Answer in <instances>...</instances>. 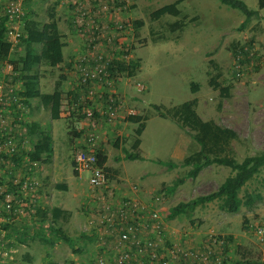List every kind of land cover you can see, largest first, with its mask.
Masks as SVG:
<instances>
[{
  "label": "rangeland",
  "instance_id": "obj_1",
  "mask_svg": "<svg viewBox=\"0 0 264 264\" xmlns=\"http://www.w3.org/2000/svg\"><path fill=\"white\" fill-rule=\"evenodd\" d=\"M103 1L22 0L24 16L19 21L6 19V28L23 32L26 18L31 17L41 25L48 21L49 11L55 10L59 29L64 34L62 37L67 38L68 34H73L76 41L80 44L82 42L84 46L79 50L78 60L91 56L95 61L94 67L105 66L106 77L109 80L107 83L104 80L101 82L114 83L116 90L114 94L121 99L122 91L125 89V98H129L125 104L128 105L129 110L133 112L140 110L141 114H148L146 127L140 136L138 152L142 155L141 158L118 159L122 153H126V150L130 151L133 128L137 126L136 123L129 122V128L123 130V136L115 137L107 134L103 137L109 155L108 163L119 169L115 173H109V180H127L133 185L132 187L142 189L141 192L144 193L142 198L145 201L155 193H163L159 209H161V216L167 222V237H175L181 232H186L192 243H199L208 233L223 235L227 239L228 257L232 264H264V167L239 191L241 197L245 193H250L254 197L250 205L242 204L238 211L229 212L219 206V200H213L188 209L175 217H167L171 206L215 190L232 171L228 166L212 164L202 168L194 178L186 176L190 166H182L180 163L184 156L199 147L198 143L187 129L170 118H161L154 109V105L162 104L171 107L195 98V109L203 119H213L219 124L233 128L238 133L239 139L232 141L234 157L237 161H241L247 155L264 151V7H259V0H243L250 9H257L260 17H253L245 27L238 29L244 15L237 8L228 6L220 0H181L178 7L186 14L187 20L193 19L187 21L179 38L175 39V33L170 34L165 30V23L175 20V17L164 15L159 20H151L149 17L150 12L155 8L175 0H117L115 5L113 0H109L115 9L108 14L103 12L101 7ZM5 3L6 0H0V16L5 14ZM83 5L92 6L91 16L95 18L93 20L95 24L91 22L89 25V17L87 21L86 19L83 21V16L80 15L84 9ZM119 6H122L121 10ZM113 12L115 16L110 15ZM72 14L77 16V19L82 18L81 23L76 18L72 20ZM107 17L111 18V25L104 23L108 22ZM134 20H142L143 25L135 27ZM119 24L122 25L121 29L117 28ZM87 27L95 31L94 37L97 36L96 39H92L93 45L86 43L84 33ZM160 35L167 36L168 40L160 39L155 43L152 42V37L156 38ZM6 36L12 43L10 56L15 57L22 52L21 48L16 45L17 39H13L7 33ZM233 43H237L234 50L231 48ZM240 48L254 55H250V62L237 75L233 71L232 52ZM126 54L127 61L124 62L139 63L136 73L132 76L119 72L112 74L110 69L108 70L111 61L118 60ZM78 62L82 65L91 64V62ZM5 64L0 70V86L8 97L4 109V125L9 126L13 123L15 128L19 129L20 126H24L26 120L29 121L30 110L28 107L24 108L26 105L20 94L22 86L17 77L19 74L14 69V73L10 72ZM11 65L13 67V63ZM35 72L42 75L40 79L42 90L50 86L53 89L61 74L59 65L55 67L40 65L36 67ZM210 78H215L219 84L228 87L229 95L222 97L220 89H215L209 84ZM137 82L144 85L140 92H137ZM193 82L199 85L195 92L191 90ZM109 87L112 88L111 85ZM10 88H13L11 92ZM104 94L108 95L111 92L104 91ZM32 100L39 99L34 97ZM2 106L4 105L0 103V107ZM72 108L73 106H69L62 100L61 118L51 120L46 112H40L37 117L45 122L48 120L44 124L45 127L49 129L52 125L56 127V134L53 130L52 146L56 155L54 163L58 167V177L77 184L76 187L72 185V191L66 192L67 200L77 206L82 213L79 214L80 225L77 226L76 232L66 233L74 241V246L71 247L75 248L80 242L87 243L86 235H90L92 237L90 243L96 248L94 251L96 258L102 248L97 241L96 224L92 220L102 208V200L98 199L101 193L90 187L88 171L77 174L73 170L68 146L73 156L75 150L80 147L74 145V140L78 136L75 132L80 134V131L75 127L79 115ZM71 110H73L72 113ZM91 117L94 120L98 119L102 128L107 126L109 129L110 123L113 122L100 113L99 118ZM116 140L117 146L114 145ZM106 149L102 150L107 152ZM58 160L61 162L59 166ZM168 163L177 165L169 168ZM21 170L24 172L25 168L21 167ZM118 174L121 178H117ZM5 178H7L6 175ZM178 178H184V181L179 182L171 190V185ZM4 183L9 184V180H4ZM109 186L114 193L111 202L120 199L115 187L110 183ZM8 188H11L10 184ZM88 195L95 201L92 202L91 208L85 209L84 201ZM20 215L27 217L12 218L13 221L6 220L7 223L0 222V224L5 227L14 223L18 224H16L17 227L27 224L31 231L32 227L38 226L39 220L37 216L32 215V212L24 210ZM84 224L88 227L84 228ZM257 227L262 228V235L256 232ZM37 232H41L53 244H57L61 251L60 256H64L62 252H65L67 246L70 247L59 236H52L48 231H41L38 228L32 234L27 232V235L32 236V240L39 244L35 248L38 257L45 252L42 245L48 248L53 244L45 243ZM27 235L25 237H28ZM22 236V233H11L9 234L11 240L8 241L0 237L1 264H17L18 259L13 256L11 244L12 239Z\"/></svg>",
  "mask_w": 264,
  "mask_h": 264
},
{
  "label": "trees",
  "instance_id": "obj_2",
  "mask_svg": "<svg viewBox=\"0 0 264 264\" xmlns=\"http://www.w3.org/2000/svg\"><path fill=\"white\" fill-rule=\"evenodd\" d=\"M220 1L228 6L237 8L244 15L238 29L245 27L253 17H260L259 11L257 9H250L243 0ZM180 2L181 0H175L163 4L152 10L149 14L151 20H159L164 15L175 17V20L165 23V30L170 34L175 33V39L179 38L187 21L193 19L190 18L187 20L186 14L178 7ZM259 7H264V0H259ZM54 11H49L48 21L41 25L31 17L28 19L26 18L23 25V32L18 36L16 44L21 48L22 52L17 54V56H15L16 58L10 56L12 43L7 40L6 36L8 30L6 28L7 17L5 14L0 16V69L7 61L13 63L14 71L19 74L17 77L21 82L22 90L20 94L23 98L24 105L29 104L31 98L37 97L43 107L49 110L50 118L58 119L60 118V108L63 99L62 92L58 88L59 80L56 81L52 92H41L38 87V76L35 72L37 66L45 65L55 67L63 61V35L59 29ZM25 17H27V14H25ZM141 25H143L142 20H134L135 27H140ZM152 38V42L154 43L160 39L168 40V37L164 35ZM236 44L237 43L232 44L231 48L233 50L236 47ZM232 53L234 55L237 54L236 51H233ZM237 60L243 65L246 61H249V58H247L246 53L243 52L241 55L237 56ZM138 66L139 63L137 61L126 63L124 61L113 60L109 69L112 74L119 72L132 76L136 73ZM209 84L215 89L219 88L222 97L229 95V88L219 84L215 78H210ZM198 88V83L193 82L191 84V90L193 92L197 91ZM195 106V98L171 107H166L162 104L154 105L155 112L159 116L170 118L181 127L187 129L192 138L198 143L199 147L190 154L184 156L180 163L182 166H190L186 176L194 178L199 174L202 168L212 164L228 166L232 173L229 174L215 190L197 196L186 202L180 201L174 206H171L167 212V217L169 218L175 217L184 213L188 209H193L198 205H203L213 200H219V206L223 210L229 212L238 211L242 204L250 205L253 202L254 197L250 193H245L244 196L241 197L239 196V191L264 167V151L257 154L247 155L241 161H237L234 157L232 141L239 139L238 133L233 128L219 124L213 119H203L197 113ZM127 119L130 122L137 123V126L132 134L129 148L130 151L126 150L124 158H140L138 152L141 142L140 136L145 127V122L148 119V114H129ZM25 128L26 134L29 137L28 140L31 142V148L27 150L21 148L19 153L15 154L14 160H17V162L15 160L16 165L20 164L24 157L29 161L49 163L53 154L52 137L49 128L42 127L35 121L26 123ZM16 137L18 138V136ZM18 141L20 143L21 138H18ZM114 145H118L117 140L114 142ZM96 150L98 163L103 165L106 170H110L109 167L105 166V152L102 149ZM3 156L6 157L5 155ZM176 165V163L167 164L169 168H173ZM11 174H14V172H10L9 170L8 172L2 173L0 176V185L6 180L5 175L10 176ZM183 181L184 178L176 179L170 189L173 190L179 182ZM31 205H35V202H31ZM33 208L35 211L32 215L34 214L37 216L39 223H48V227L46 228L41 226V231H48L52 236H59L70 246H74L72 238L62 230L59 224H57V220L60 217L63 219L65 218V210L59 207H53L50 210V216L48 217L47 209L45 210L36 206ZM25 209H28V207ZM37 234L38 236L45 238L41 232H37ZM48 243L53 244L52 242Z\"/></svg>",
  "mask_w": 264,
  "mask_h": 264
},
{
  "label": "built area",
  "instance_id": "obj_3",
  "mask_svg": "<svg viewBox=\"0 0 264 264\" xmlns=\"http://www.w3.org/2000/svg\"><path fill=\"white\" fill-rule=\"evenodd\" d=\"M113 1V5H115L117 0ZM113 5L109 0H104L101 3L103 12L108 14V12L114 10ZM121 7L119 6V9ZM4 8L7 20L19 21L24 15L22 0H6ZM114 14L115 12L110 13V15ZM80 15L83 16V13ZM89 18V25H91V22L95 24L93 21L95 18L91 15ZM81 20L82 18L79 17V23H81ZM110 22L111 20L104 23L111 25ZM117 28L121 29L122 25L119 24ZM94 32V30L87 27L84 33L86 43L89 45H93L92 39L97 37L93 36ZM20 33L19 30H7V34L13 39H17ZM235 51L237 54H233V71L238 75L245 65L250 62V55L253 56L254 53L245 52L241 48ZM243 52L246 53L249 61L242 65L238 62L237 56ZM118 60L127 61V54L122 55ZM80 61L84 63L91 62V64L82 66L78 76V81L83 87L82 92L87 96L89 102L91 101L89 98L94 95L102 100V115L107 120L111 121L117 118L122 106L121 98L114 93L104 97L101 92L94 90L96 84L102 83L101 80H104V82L109 80L106 77L107 70H105V66L94 67L95 61L91 56L90 58L82 57ZM5 67L14 73L11 63H6ZM143 87L144 85L141 82L136 83L138 91L143 90ZM12 90L13 88L9 89L10 92ZM6 96L0 86V103L4 105L0 107V176L8 170L10 172L15 171V154H18L20 149L26 147L29 143L25 136V126H20L18 129L20 133H18L14 131V129H17L15 124L4 125V109L7 105L6 99H8ZM81 111L86 116L93 115L90 108L83 109L81 107ZM16 136L21 138L20 143ZM93 139L94 135L90 134L86 145L75 150L72 167L78 174L88 171L90 187L92 190L99 191L103 196L102 208L98 211L96 218L92 220L96 224L97 241L102 248L96 256L94 264H232L228 257L227 239L223 235L208 233L199 243H192L186 232H181L175 237L166 236L167 222L161 216V209H159L163 193L158 192L147 201L143 200L137 193V196L124 197L111 202L114 193L109 188V172L103 165L98 163L97 150L92 144ZM6 179L9 180V184L13 188L6 199L7 209L9 211L14 210L17 214L23 213L24 210L34 213V205H31V202H34L33 194L37 190L38 182L34 179L22 177L18 172L10 176L7 175ZM1 189L0 185V198L5 194ZM134 190L137 191V188L134 187ZM26 207L28 209H25ZM256 232L262 235V228L257 227Z\"/></svg>",
  "mask_w": 264,
  "mask_h": 264
},
{
  "label": "crops",
  "instance_id": "obj_4",
  "mask_svg": "<svg viewBox=\"0 0 264 264\" xmlns=\"http://www.w3.org/2000/svg\"><path fill=\"white\" fill-rule=\"evenodd\" d=\"M83 8L84 9L81 12L83 13V21L84 19H86L85 21H87L88 17L92 13L91 11L92 6L83 5ZM126 16H127V13H126ZM76 17L77 16H73L72 14L71 19L74 20ZM76 20H79V17L78 19L76 18ZM110 20L111 18L107 17V21L109 22ZM62 35L64 36V34ZM62 38H64L62 39V41L64 42V46L62 48L63 61L62 63L59 64L61 74L59 75L60 79H59L58 88L62 92V98H63L62 100L65 101L69 106H73L72 109L76 110L77 115H79L77 117L78 120H76L75 122V127L77 128L78 131H80V134L78 132H75L76 134H78V136L74 140V145H76L77 147L85 146L88 136L90 134H93L94 135V139L92 142L93 146L96 149H103V148L106 149L105 142H103L105 139L103 137H105L107 134L114 135L115 137L123 136V130L125 128H129L128 123L130 121H128L127 116L129 114H134V113L141 114L142 112L140 110H138V112H133L129 110L128 105L125 104L126 100H129V98L128 97L125 98V94H124L125 89H124L122 91L123 94H121L123 97L121 99L122 106L119 110V115L117 116V118L111 120L113 122L110 123L111 125L109 126L110 127L109 129L107 126H103L105 128L100 127L102 125L100 121H98V119L94 120L92 119V117L90 118V116H86L84 113H82L81 107L83 109L90 108L93 112L92 116H96L97 118H99L98 117L99 113L102 115V110H103L102 103L103 102L102 100L98 99L96 95L89 98L91 99V101L89 102L88 98H86L87 96H85L84 93L82 92L83 87L80 85L78 81V76L80 74V70L82 69L80 67L84 66L78 62L80 61L78 60V57L80 56L79 50H81L84 47L82 46V42L81 44L77 42L73 34H68L67 38L66 37H62ZM65 40L67 41L66 45H65ZM2 68L3 66L1 67V69ZM36 74L38 76L39 90L41 92H46V93L52 92L54 90V87L52 89L51 86L46 90H42V85H41V80H40L42 79L41 78L42 75L38 74L37 72ZM109 85H111L112 88H110ZM94 90L96 92H101V94H103L104 97H107V94H104V91L106 92L109 91L111 93H114V91H116L114 87V83L96 84L94 87ZM137 92H140V91L137 90ZM27 107L30 110V118H29V121L26 120L25 124L31 121H35L39 123L40 126L45 127L44 124L48 120L45 122L44 120L39 119L37 115L40 112H43V113L46 112L49 114V118H50L49 110L43 107L40 100L34 101L32 100V98L29 100V104H26V106H24V108H27ZM73 110H71V113L73 112ZM125 113H127L128 115ZM60 118H61V111H60ZM161 118L165 119L164 117H161ZM51 120H55V119H51ZM101 120H103V118ZM145 127H146V122H145ZM49 130L51 133L52 145H53V141H54L53 130H54V134H56L55 125H52V127ZM14 131L20 133L18 129H14ZM25 136L29 138L27 134H25ZM30 148H31V142H29L28 145L24 147L23 149L27 150ZM121 149H122V146H121ZM68 152H69L70 161L72 163V156L70 154L69 146H68ZM105 154H106L105 166L110 168L108 172L110 171L109 172L110 174L112 172L113 173L117 172V170L119 169L114 167L112 164L108 163V158H109L108 151L105 152ZM123 157H124V153H122V155L120 156V158L118 157V159L120 160ZM141 157L142 155L140 154V158ZM55 159H56V155L54 152V148H53V154L51 157V161L49 163L29 161L26 157H24L20 164L17 163L18 165L16 166L14 173L18 172L22 177H27V178L36 180L38 182V186H37V190L33 194L34 202H35L34 206L41 207L45 210L47 209L48 217L50 216V210L53 207H59L65 210L66 211V213L64 214L65 218L63 219L62 217H60L57 220V224L60 225V227L65 233H68V232L75 233L77 230V226L80 225L79 220H78L79 214L81 215L82 213L80 212L79 209H77V206L73 205L72 202L67 200L68 196L66 192L72 191L73 190L72 185L76 187L77 184H74L72 182L70 183L69 181H64V179L61 180L58 177L59 173H58V167L54 163ZM59 162L60 161L58 160L57 161L58 166L61 164V162L60 163ZM21 167L25 168L24 172L21 170ZM57 178H59V180H57ZM117 178H121L119 174L117 175ZM109 183L111 186L115 187L116 193L119 195L120 198L129 197V196L134 197V196H137V193L141 197H143L144 193L141 192L142 189L138 190L137 188V191H135L134 187H132L133 185L129 183L127 180H109ZM8 185L9 184H5V183H2L1 185L2 191L7 190L5 191L4 196L3 195L1 196V202H0V222L2 223L5 222L6 220L10 221L12 218L17 219L19 217H24V218L27 217L26 215L24 216V215L15 213L14 210L9 211L7 209L6 199H7V196H9L12 192V188H8ZM93 199L94 198L90 197L89 195L85 198V201H84V203H86V205L84 206L85 209L92 207V202L95 201V199L94 200ZM98 199L103 201V196L102 195L100 197L98 196ZM16 224L17 223H14L9 227H5V225L0 224V237L2 236L1 239H4V241H8V240H11L9 237V234L15 233V232L22 233L23 236L21 238H16L17 237L16 236L15 240L12 239L13 243L11 244L12 245L11 251L14 253L13 256L14 258L18 259L16 261L17 264H94L95 262V252L94 251L96 250V248H94L90 243V241L92 240V237L90 235L89 236L86 235V238L88 241L87 243L80 242L78 246H75V248L71 246L70 248L67 246L68 250L65 249V252H62L64 256H60L61 251L57 247L56 243L53 245H50L48 248L42 245V248L44 249L45 252L41 257H38V253L35 250V248L39 244L36 241H33L32 236H28L27 232L32 234L34 230H37L38 228L41 229V226H43L44 228L48 227V223L41 224L38 222V226L32 227V231L30 230V227L27 226V224L19 225V227H17ZM86 227L88 226L84 224V228ZM26 235L28 237H25ZM42 239L44 240L45 243L52 242L51 240H48V238L46 237L45 238L42 237Z\"/></svg>",
  "mask_w": 264,
  "mask_h": 264
},
{
  "label": "clouds",
  "instance_id": "obj_5",
  "mask_svg": "<svg viewBox=\"0 0 264 264\" xmlns=\"http://www.w3.org/2000/svg\"><path fill=\"white\" fill-rule=\"evenodd\" d=\"M82 147H84V146H81V147H79V148H82ZM79 148H78V149H79ZM72 160H73V156H72ZM16 166H17V165H16ZM15 168H16V167H15ZM75 173H77V172H75ZM77 174H78V173H77Z\"/></svg>",
  "mask_w": 264,
  "mask_h": 264
}]
</instances>
